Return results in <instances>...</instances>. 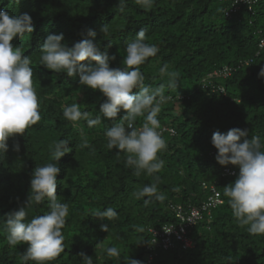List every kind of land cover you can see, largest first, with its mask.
Returning a JSON list of instances; mask_svg holds the SVG:
<instances>
[{"label": "trees", "instance_id": "1", "mask_svg": "<svg viewBox=\"0 0 264 264\" xmlns=\"http://www.w3.org/2000/svg\"><path fill=\"white\" fill-rule=\"evenodd\" d=\"M20 1L39 33L45 30L43 21L55 19L60 29L51 31L63 34L62 43L72 47L82 39H93L101 51L116 57L110 62L113 68L126 67V44L144 29L146 42L159 49L140 66L145 85H166L167 78H161L159 69L167 64L170 71L179 73V78L176 89L166 88L165 95L189 96L179 102L181 113L177 117L164 115L165 111H173V103L161 105L157 118L167 117L176 134L165 138L167 149L159 154L164 167L157 174V187L166 200L161 203L153 199L145 205L144 200L149 198L137 200L133 193L156 181L144 172L136 175L126 165L123 152L107 148L104 126L111 127L113 122L101 117L100 126L88 128L81 120L76 127L63 117L62 105L74 102L80 104L82 111L95 115L106 97L81 85L78 76L52 72L31 60V66L42 67L39 71H43V78L33 85L38 93L41 119L25 134L10 137L3 156L7 158L0 160V172L7 177L8 190L0 194V264H21L20 254L27 245L8 244L4 213L7 217L25 204L34 168L55 162L50 146L60 139L69 141L71 151L57 161L60 172L56 177V194L69 205V215L63 229L65 251L50 264H82L78 255L81 252L92 257L93 264H126V256L143 264L148 241L145 228L178 224L172 206L201 203V185L216 183L223 203L212 209L209 216L205 214L203 222L186 229L192 248L183 249L177 244L167 251L159 250L154 264H264V234H250L247 226H241L224 195V187L236 179L239 169L219 165L215 160L217 150L211 144L214 132L227 133L233 128L248 130L241 142L252 135H259L264 141V76L259 75L264 67V48L258 46L264 40V2L254 5L253 12L241 7L234 16L226 18L224 12L229 4L223 0H155L150 9L141 7L136 0H126L123 11L118 8L119 0ZM8 2L0 0L2 4ZM113 17L115 22L107 19ZM106 20L110 24L102 25ZM89 29L96 31L95 38L87 35ZM27 37L25 34L24 39ZM245 60H250L249 65L240 66ZM225 65L234 68L231 76L217 83L226 94L202 89V78ZM187 89H192L190 94L184 93ZM123 114L121 111L117 119ZM140 122L138 119L137 124ZM80 128L90 140V146L83 149L79 147ZM14 144H19L18 152L13 150ZM227 168L235 171L233 176H223ZM107 207L117 211L115 220H98L91 214ZM47 212L46 201L33 204L26 222ZM101 224H108L109 231H102ZM137 226H142L144 232H136ZM111 246L120 250V260L106 255L105 249Z\"/></svg>", "mask_w": 264, "mask_h": 264}, {"label": "clouds", "instance_id": "2", "mask_svg": "<svg viewBox=\"0 0 264 264\" xmlns=\"http://www.w3.org/2000/svg\"><path fill=\"white\" fill-rule=\"evenodd\" d=\"M155 0H136V3L145 9H150ZM229 4L224 12L226 18H231L237 11L244 7L248 12V5L238 3L235 12H230L233 1L223 0ZM264 2V1H263ZM126 6V0H119L118 8L121 11ZM26 6L20 0H9L8 3H0V160L8 151V139L14 134L23 135L31 126L36 125L40 119L38 93L35 89L34 81L40 80L43 71L36 66H31V60L40 62L46 69L55 73L66 72L68 77H79V83L92 90L99 91L106 97L100 105L99 112L95 115L88 111H82L77 102L71 105H62L63 117L73 125L78 127V122L83 120L88 128L102 125L101 117L111 120L112 126H104V136L107 139V148L116 149L126 156V165L135 170L136 175L141 172L154 177L156 182L145 185L142 189L133 193L139 200L143 197L144 204H149L153 199L163 203L166 195L157 187L159 181L158 173L164 167V161L160 158V153L167 149L166 137L173 138L174 128L169 124L168 118L161 120L158 117L161 105L165 102L173 103V111H165L164 115L177 117L180 115L179 102L189 95H178L174 98L165 95L166 88H175L179 78V73L170 71L167 64L160 69L161 78H167V84H160L152 88L146 86L145 76L140 70V66L154 57L159 49L155 44L146 42V31L140 29L135 39L126 44L123 63L125 68L110 67V62L116 57L109 56L106 51H101L100 47L93 42V39H82L74 43L72 47H67L62 43L63 34H52L53 29H60L55 19H48L42 22L45 30L42 33L33 26L32 18L26 12ZM115 22L117 19L107 18ZM107 20L102 25H108ZM42 29V27H41ZM52 30V31H51ZM106 31V28H102ZM28 35L27 40L24 39ZM96 31L89 29L87 35L95 38ZM260 40L258 46L260 49ZM87 61V64L81 63ZM250 60L240 63V66L249 65ZM37 64V63H36ZM39 67V66H38ZM224 69L229 70V75L223 76ZM233 67L223 66L205 75L201 80V88L208 89L212 94H226L224 88L217 84L231 76ZM260 76H264V67L260 69ZM137 90L135 93L133 90ZM123 111V115L118 119V114ZM138 119L141 121L137 124ZM81 149L90 146V140L84 134V129L80 128ZM248 136L247 129L233 128L227 133L214 132L211 137V144L217 150L215 160L221 166L233 165L238 167L239 172L236 179L224 187V195L228 198L227 203L232 210V215L241 226H247V231L253 235L264 234V141L259 135H252L251 139H243ZM14 151H19V144L13 145ZM51 157L54 163H47L34 168L30 180V194L23 206L5 217L6 239L10 246L15 247L26 244L27 247L20 254L21 264H50L65 251V234L63 229L66 225V218L69 215V205L61 202L56 194V177L60 172L57 161L66 153L71 151L69 141L60 139L53 141L50 146ZM235 171L225 169L223 176H233ZM7 177L0 172V194L8 192L5 184ZM217 184V183H216ZM216 184H202L204 199L197 205L188 204L174 205L183 208L184 213H190L192 209H200L214 193H218L220 204V192L216 189ZM204 185L206 186L204 188ZM47 202L48 212L43 215H35L26 222L28 209L33 204ZM209 213L203 214V219L195 225L203 222ZM175 213V212H174ZM91 214L98 220H115L118 216L113 207L96 209ZM176 220H178L175 217ZM179 223V220H178ZM177 224V222H176ZM176 224H172L177 226ZM167 225V224H165ZM165 225H162L161 228ZM192 227V226H191ZM100 228L104 232L109 231L108 224H101ZM161 228H145L148 241L145 243L142 261L148 264L150 253L154 256L149 264H154V259L159 250L167 251L161 246H157L159 238L154 232H159ZM172 230V229H171ZM170 230V231H171ZM135 231L144 232L142 226H137ZM168 231V232H170ZM190 241V247L193 243ZM180 244L175 242V245ZM173 247V248H174ZM106 255L109 258L120 260V250L115 247H107ZM82 264H93V258L83 252L78 254ZM126 264H141L139 260L124 257Z\"/></svg>", "mask_w": 264, "mask_h": 264}, {"label": "built area", "instance_id": "3", "mask_svg": "<svg viewBox=\"0 0 264 264\" xmlns=\"http://www.w3.org/2000/svg\"><path fill=\"white\" fill-rule=\"evenodd\" d=\"M233 1V7L230 12L236 11V4L243 3L248 5V10L252 9V5L256 4L259 1L264 0H231ZM264 46V42L260 43V47ZM223 76L229 75V70L224 69L222 72ZM206 186L204 185V188ZM221 200L219 199L218 193H214L213 197L209 198L208 201L203 204L200 209H192L190 213H184L183 208L176 207L174 208L175 217L179 220L177 226L172 224H167L161 228L159 232H154L155 236L159 238V243L157 246H161L163 249H172L174 243H180L183 249L190 247V241L186 237V229L195 225L197 222L203 219L204 213H209L210 209L214 208L217 204H220ZM172 229V230H171ZM171 230V231H170ZM170 231V232H168ZM154 254L150 253L148 264L152 260Z\"/></svg>", "mask_w": 264, "mask_h": 264}, {"label": "rangeland", "instance_id": "4", "mask_svg": "<svg viewBox=\"0 0 264 264\" xmlns=\"http://www.w3.org/2000/svg\"><path fill=\"white\" fill-rule=\"evenodd\" d=\"M193 86L195 87V84H193ZM191 88L193 89V87H191ZM192 89H191V90H192ZM191 90L187 89V90L184 91V93H188V94H190V93H191ZM98 251H99V253H100L102 250L99 249Z\"/></svg>", "mask_w": 264, "mask_h": 264}]
</instances>
